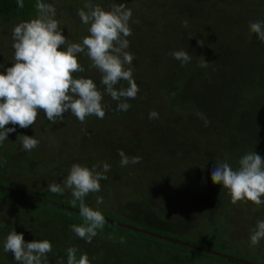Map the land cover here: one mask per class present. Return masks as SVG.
Wrapping results in <instances>:
<instances>
[{"label": "trees", "instance_id": "16d2710c", "mask_svg": "<svg viewBox=\"0 0 264 264\" xmlns=\"http://www.w3.org/2000/svg\"><path fill=\"white\" fill-rule=\"evenodd\" d=\"M83 1L86 0H44L56 7L55 18L59 22L61 14L65 13L66 21L72 23L69 33L72 34L74 29L84 31L79 35V42L88 35V28L79 23L81 20L78 14L75 17L62 7L67 2L81 6ZM149 1L91 0L105 9H110L112 4L125 2L133 12L129 22L132 35L127 39L128 51L134 59L129 66L138 84L137 98L140 102L129 99L127 102L131 105L130 109L117 111L118 102L104 95V118L92 115L93 119L102 123L113 124L124 120L126 124H131L132 144L125 147L120 138L115 140L114 132L109 131L102 138L105 142L103 154L96 156L91 152L83 156L82 160L72 152L62 151L58 155L52 153L53 159L50 160L33 159L27 155L16 156L14 145L5 149L6 142L10 140L8 138L0 145V161H7L0 166V178L8 181L14 172L27 183H34L33 186L29 185L33 188L31 191L27 189L28 185H23L26 190L14 187L13 180L6 184L0 180V187L3 188L0 189V208L6 211L10 207L20 214L12 222L0 220V264H17L11 253L3 251V242L12 230L23 233L26 242L49 240L53 249L48 254V264H56L60 257L64 258L66 264L68 247L78 249V258L81 254H87L90 264H243L231 258L247 260L248 257L240 255L239 250L225 247L224 240L219 241V237L225 236V229L228 232L229 223L236 231V223L242 222V211L237 209L239 205L254 207V211L244 214L247 218L264 220V204L255 205L250 201L231 203L228 190L212 181L211 172L215 163L227 162L231 158L239 160L248 152H256L264 158V120L252 117L254 113L255 117L260 113L264 118V43L249 28L255 10L260 13L258 20L264 21V0ZM35 4L36 0H24V7L18 8L17 0H0V71H4V67H11L13 60L12 52V56L8 53L13 40L12 35L9 38L7 34V26L34 18ZM76 11L78 13V9ZM241 11L249 14L245 18V25L241 22L243 19H240ZM226 18L234 23L230 32L222 34L213 31L212 26H222L228 21ZM184 21H188L187 27H184ZM144 34L149 37L151 47L159 42V50L162 48L163 51L168 50L163 40L174 34L176 41L180 39V50L187 51L191 56V61L185 66H181V61L172 57L170 73L161 84L155 83L149 89L143 85V78L139 80L140 70L150 59L157 58L148 53L145 57V52H141L146 46L142 45ZM198 41L204 45L201 46ZM205 59L209 62L208 66L199 67L206 62ZM78 60L85 71L74 73V77L92 78L103 92L101 74L93 70L90 59L79 54ZM228 75L232 84L229 88L224 82ZM121 86H125L123 81L116 87ZM147 96L148 103L145 102ZM152 111L159 114L158 119H149ZM252 118L254 120H250ZM205 121H208L207 126ZM31 127L37 128L34 125ZM159 148L165 151L156 153ZM120 149L129 157L140 156L141 162L133 164L131 170L114 167L115 162H120ZM172 149L175 152H170ZM89 157L94 158L87 160ZM98 162L111 165L105 173L108 178L100 182L101 191H110L108 186L116 190L111 192L112 188L110 192L121 215L110 217L112 215L104 213L105 220L186 242L214 254L109 222L105 223L102 230H98L91 243L77 237L70 226L82 223L80 214L49 205L58 203L44 200L34 189L41 188V180L45 185L44 195L57 198V194L48 191V184L54 182L53 173L58 167L68 172L73 164L91 167ZM167 164L177 166L175 176L170 173ZM230 166L236 168L232 164ZM125 179L132 180L134 184L125 182ZM167 180L171 181L170 186L166 184ZM55 182L59 183L58 180ZM66 191L68 196L62 195L60 198L67 203L60 205L79 210L78 204L76 207L71 204L73 197L70 190ZM97 197H101L98 192L90 193L85 201L89 205ZM224 213H231V216H225L222 221L221 214ZM197 217L205 226L211 225L212 229L202 232L203 236L194 240L190 235L197 228ZM33 221L38 222L36 226ZM48 221L55 229L40 232L41 224ZM23 223L29 224L30 229L24 230ZM254 262L264 264L261 258Z\"/></svg>", "mask_w": 264, "mask_h": 264}, {"label": "clouds", "instance_id": "9594fccd", "mask_svg": "<svg viewBox=\"0 0 264 264\" xmlns=\"http://www.w3.org/2000/svg\"><path fill=\"white\" fill-rule=\"evenodd\" d=\"M17 7H24V0H17ZM36 16L24 20L12 28V48L14 49L11 67L0 71V145L7 140L9 133L16 127L28 128L35 124L38 113L42 111L53 124L65 120V113L71 112L81 123L88 116L95 115L103 119L105 106L104 95L117 101V111H127L131 105L129 99H135L139 88L133 71L127 65L133 62V55L128 51L132 35L129 22L133 16L132 9L125 3L112 4L105 9L100 4L86 0L78 10V16L88 27V35L81 42H71L63 34L59 21L55 18L57 10L53 4L44 0H36ZM184 27L188 21L183 22ZM250 32L264 43V21H250ZM193 38V37H191ZM198 43L203 46L202 41ZM84 54L91 61V67L101 74L100 84L103 92L92 78L74 77V73H83L85 69L78 60ZM170 55L185 66L191 61L187 51L176 50ZM206 61V59H205ZM209 62L199 67L206 68ZM121 81L127 87L116 86ZM156 111L149 113V119H158ZM208 121H205L207 126ZM19 141L22 150L31 151L38 147L39 140L35 136L21 135ZM121 167L141 162L140 156L129 157L124 150H118ZM7 161H0V166ZM111 168L107 162H98L91 167L73 164L60 183L48 184V191L53 194H64L70 190L73 199L71 204H78L82 223L72 224L71 230L77 237L91 243L106 223L102 211L90 207L85 198L90 193L101 191V181ZM211 179L228 190L231 203L252 202L264 204V158L256 152H248L238 161L235 169L227 162L215 163ZM103 203L102 197L96 198L97 206ZM264 239V220H257L250 233V246L259 245ZM53 246L47 239L26 242L23 233L10 231L4 242L3 251L11 253L17 264H48V254ZM78 249H66V264H90L87 254L77 257ZM56 264H65L63 257Z\"/></svg>", "mask_w": 264, "mask_h": 264}, {"label": "rangeland", "instance_id": "374dc122", "mask_svg": "<svg viewBox=\"0 0 264 264\" xmlns=\"http://www.w3.org/2000/svg\"><path fill=\"white\" fill-rule=\"evenodd\" d=\"M69 1H71V0H69ZM85 2L86 1H83L80 4L81 6H79L78 3L73 5V4H71V2H67L66 6L62 7V9L70 11L76 17V15H77L76 10L77 9L79 10L80 8H82ZM149 2H154V1L150 0ZM92 3L96 4L95 2H92ZM151 6H152V4H151ZM248 16H249V14L247 12L241 11L240 19H243V20H241L242 24L245 25V23H246L245 18L246 17L248 18ZM251 16H255V17H252V19H251L252 22L257 21L260 18L259 10H255V14L251 15ZM77 17L80 19V17L78 15H77ZM226 19L228 21L226 23H223L222 26L218 27V26L213 25L212 26L213 31H215L217 33H222V34L229 33L230 30L233 28L234 23H232L233 22L232 20H230L228 18H226ZM79 23H82V21ZM70 24H72V23L69 21H66L65 13L63 12V14H61L59 26L63 30L64 35L69 33ZM177 25L179 26L178 23H177ZM13 26L14 25L7 26V28H6V31H7L9 38H11ZM84 26H86L87 28L89 27V25H85V24H84ZM82 32H84V31L79 30V29H74L72 34L69 33L68 36H66V37L71 42L72 41L79 42L80 41L79 35ZM87 33H88V31H87ZM145 33H147V30ZM144 38H145V40L142 43V45L143 46L146 45V46L141 49V52L142 53L145 52V54H144L145 57L147 55L146 53H148V54L157 58V60L150 59L147 64L145 63L146 64V65H144L145 67H143V69L140 70L141 77H139V80L141 78H143V80H144L143 85H146L147 89H149L151 87V85H153L155 83L161 84L163 81V78L170 73L169 69L172 65V63L170 62V59L172 58L170 53L172 51L180 50L181 47H179V46H181V45L179 43L180 39L178 41H176V37L174 36V34L169 36L166 40L165 39L163 40L165 42V46H167L169 51L168 50L163 51L162 48L159 50V44H160L159 42H157L155 45H153L151 47L150 42H149V37L144 34ZM148 47H150V49L146 50ZM11 48H12V44H11V46L8 47V53H10V51H11L12 54L14 55V49L13 48L11 49ZM153 48H154V51H153ZM9 55L12 56L11 53ZM126 67H130V66L127 65ZM93 70H95L99 73V71L97 69L93 68ZM132 71H133V69H132ZM229 76L230 75L226 76L225 81H224L226 83L227 87L232 86L230 79H229ZM123 82L125 83L124 87L126 88L128 86L127 82H125V81H123ZM140 99H143V98H140ZM134 101H136L138 103L140 102V100L137 97L134 99ZM145 102L146 103L149 102L148 96L145 98ZM64 115H65V120H63L61 122L57 121V123L53 124L52 122H50L46 118L45 114L42 111H40L38 113V116H37V119L39 121L34 124V126L37 127L35 129L32 128L31 126H29L28 128H20L18 125H15V126L12 124L7 125L6 127H8V126L9 127H16V131L9 133L8 139H10V140L6 142L7 144L5 146V149H10L14 145L15 147L13 149V152L16 154V156L27 155L33 159H39V160L53 159L52 153H56V155H58L59 151H62L65 153L66 152H68V153L72 152V154L75 157L82 160L83 156H85L91 152H93L96 156L103 154L102 151L104 150V143L105 142H104V140L102 141V138L109 131L114 132L115 140H117L119 137L120 140L124 143L125 147H128V144H132V142L130 140L132 139L133 129H131V124H129V123L126 124V121H124V120H123V122H119V123L114 122L113 124H109L108 122L102 123L101 121L93 119L92 116H88L86 118V121L84 123H81L75 116H71L70 111L66 112ZM255 115L256 114L254 113V116H252V117L258 118L259 120H262V121L264 120V118L261 116L260 113L257 117H255ZM128 117H130V116H128ZM254 118H252L250 120H254ZM21 135H28V136H33V137L35 136V138L37 140H39L38 147H36L35 149H33L31 151L22 150V144L19 141V137ZM164 151L165 150L163 148H159V149H157L156 153L161 154ZM170 152H175V150L172 149V150H170ZM93 158L94 157H89V158H87V160H91ZM84 160H86L85 157H84ZM95 160L98 161V157H96ZM226 161L228 163H230V165L232 164L233 166L237 167L239 160L237 158L236 159L231 158V160H226ZM113 166L114 167L119 166L120 168H123L126 170H131L133 168V164H131V163L128 166L121 167L120 162H118V163L115 162L113 164ZM166 166L170 169V173L173 176H175L177 174L178 170H177L176 165L172 166L170 164H167ZM68 172L66 170L64 171L62 167H58L57 170L54 171V173H53V175L55 176L53 178L54 182L57 180L59 181V183L62 182L63 177L66 176L68 174ZM11 174L12 175L9 177V179L15 181L14 187H17V188L22 187V188L26 189V186H23V185H28L27 189L28 190L30 189L31 191H33V188H31L29 185L33 186L34 183H31V184L27 183L28 181L21 179L14 172H12ZM0 180L3 181L4 184H6L5 182L10 181V180H8V181L2 180L1 178H0ZM124 181L129 182V184L132 182V180H130V179H125ZM132 183L134 184V182H132ZM166 184H169L168 186H170L171 181L167 180ZM39 185L41 187L40 188L41 190L36 188V189H34V192L36 194H41V196L44 198V200H48L51 202H57L58 205L63 204V203H67V201L62 200L60 198V196H62V195L68 196L67 191H65L64 194H62V195L57 194L58 197L53 199V198H50V197H47L44 195L45 194V185H44V183H41V180H40ZM111 185H113V183H111ZM1 187H0V189L3 190V188H1ZM112 188L113 187L108 186V189H110V191L112 190ZM6 190H8V189H6ZM110 191L104 190V191L98 192L99 195L103 198V203L101 205L97 206L96 200H93V202H90L89 205L93 209H98V210L102 211L103 214L105 213V214L112 215L110 217L121 216L120 212L118 210V204L114 200L115 198H114L113 194L111 193V192H114L116 190H114V188H113V190L111 192ZM2 192H4V191H2ZM1 195H2V193H1ZM240 203L242 204L243 201H241ZM4 206H5V204H4ZM237 209H239V212L242 211L241 212L242 213L241 216H243L242 222L236 223V226H237L236 231L233 228V226L229 223L230 229H228V232L226 231V229H225V231H223V232H225L224 233L225 236H223V237L220 236L219 241L224 240L225 247L230 246L232 249H234V251L239 250L240 255L248 257L246 260L247 262L252 263V264H256L254 262L255 259L261 258L264 260V239H262L260 241L259 245H257V246H255V247L250 246V233H251V230L255 227L257 220H259V219L254 218V217L247 218L244 215L247 212L254 211V207L248 206L246 208L245 205H239ZM76 210H78V209H76ZM198 214H199V212H198ZM233 214L234 213H232V215ZM19 215H20L19 212H14L13 210L10 209V207H9V210L7 209L6 211L3 208H0V220H2V221L12 222ZM44 216H47V214H44ZM225 216L230 217L231 213L221 214L222 221H224ZM199 217H201V215H199ZM236 220H235V222H236ZM36 223H38V222L33 221V224L35 226H36ZM196 223H197V228L194 232H191V235H190L191 238L194 240H198L199 237L203 236L202 232H206V231H208V229H210V230L212 229V228H210L211 225L205 226L204 222L198 217H197ZM23 226L25 228L24 230L30 229L29 224L23 223ZM54 229H55V227L53 225H51L50 221H48L46 224H43V223L41 224L40 232H47L48 230L51 231ZM258 248H260V249H258ZM254 249H257V251ZM254 251H255V253H254Z\"/></svg>", "mask_w": 264, "mask_h": 264}, {"label": "water", "instance_id": "95a60500", "mask_svg": "<svg viewBox=\"0 0 264 264\" xmlns=\"http://www.w3.org/2000/svg\"><path fill=\"white\" fill-rule=\"evenodd\" d=\"M44 202H45V201H44ZM45 203H48V202H45ZM48 204L51 205V206H55V207H57V208L64 209V210H66V211L72 212V213L79 214V210H76V209H73V208H69V207H65V206H61V205L53 204V203H48ZM106 222H109V223L115 224V225L120 226V227H123V228H128V227H126V226H124V225H121V224H119V223H115V222H111V221H107V220H106ZM128 229L133 230V231L135 230V229H132V228H128ZM135 231H138V230H135ZM138 232H142V231H138ZM142 233H146V234H148V235H152V236H155V237L160 238V239H163V240L173 241V242H178V243H180V244H182V245L188 246V247H190V248H192V249H195V250H200V251H203V252H206V253H213V252L210 251V250H207V249H204V248H200V247H197V246L191 245V244L186 243V242H182V241H174V240H172V239H170V238H168V237H166V236H163V235H158V234H154V233H150V232H142ZM213 254H214V253H213ZM216 255L221 256V254H219V253H216ZM231 259L234 260V261H237V262H239V263H243V264H252V263H249V262H246V261L240 260V259H238V258H231Z\"/></svg>", "mask_w": 264, "mask_h": 264}]
</instances>
